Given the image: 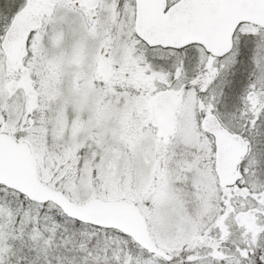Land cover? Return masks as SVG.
I'll use <instances>...</instances> for the list:
<instances>
[{"label": "snow or ice", "instance_id": "6c2138e0", "mask_svg": "<svg viewBox=\"0 0 264 264\" xmlns=\"http://www.w3.org/2000/svg\"><path fill=\"white\" fill-rule=\"evenodd\" d=\"M0 264H264V0H0Z\"/></svg>", "mask_w": 264, "mask_h": 264}]
</instances>
